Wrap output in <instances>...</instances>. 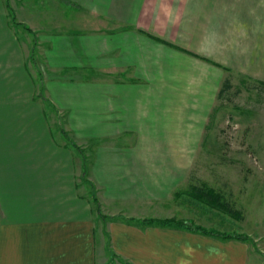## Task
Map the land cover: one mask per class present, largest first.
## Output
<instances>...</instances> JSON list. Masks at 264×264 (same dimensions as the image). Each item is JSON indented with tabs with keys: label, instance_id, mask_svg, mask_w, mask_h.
I'll return each instance as SVG.
<instances>
[{
	"label": "crops",
	"instance_id": "crops-1",
	"mask_svg": "<svg viewBox=\"0 0 264 264\" xmlns=\"http://www.w3.org/2000/svg\"><path fill=\"white\" fill-rule=\"evenodd\" d=\"M234 79L264 91V0H0V264H264L131 219L177 192Z\"/></svg>",
	"mask_w": 264,
	"mask_h": 264
},
{
	"label": "rangeland",
	"instance_id": "rangeland-1",
	"mask_svg": "<svg viewBox=\"0 0 264 264\" xmlns=\"http://www.w3.org/2000/svg\"><path fill=\"white\" fill-rule=\"evenodd\" d=\"M53 10L56 11L53 13L55 21L63 19V11H66L63 6L57 4ZM69 11L70 8L66 12ZM33 37L34 44L45 41L44 37L30 35L31 43ZM33 55L35 53L31 59ZM36 56L34 60H37ZM36 67L37 76L41 78L42 70L40 66ZM236 79L233 88L217 98L205 130L200 134L186 132L187 171L177 192L168 196L167 202H154L153 218L131 219L139 223L145 219L171 218L220 235H246L254 250L264 256V91L246 89V84L243 82L242 85ZM58 130L62 131L61 128ZM78 148L83 156L84 153L88 156L84 146ZM203 183L222 192L223 200L230 202L244 218H237L195 198L191 188ZM142 207L145 205L137 204L138 215L142 214ZM106 257L109 259L106 264H131L121 256L112 257L107 253Z\"/></svg>",
	"mask_w": 264,
	"mask_h": 264
},
{
	"label": "trees",
	"instance_id": "trees-1",
	"mask_svg": "<svg viewBox=\"0 0 264 264\" xmlns=\"http://www.w3.org/2000/svg\"><path fill=\"white\" fill-rule=\"evenodd\" d=\"M231 88H233V86L231 85L230 81H225L224 85H223V91H228ZM192 194L195 198L203 201L206 204H210L212 205L214 208L218 209V210H222L224 212L230 213L232 215H234L237 218H243L242 213H240V211L233 209V207L231 206V203L228 202L227 200L224 201L223 197L224 194L220 191H218L217 189L207 185L206 183H203L202 186L198 187V186H193L192 188ZM97 208H100V204L97 203ZM133 221V220H132ZM139 223H148V224H159V225H163V226H169V227H179V228H186L189 230H195L197 232H201L204 234H211V235H217L226 239L229 238H238L241 240H246L249 241L248 236L246 235H238V234H224V235H220L219 232H215V231H211L208 229H204L202 227H198V226H191L189 224H187L185 221H179L176 219H171V218H167V219H150V220H139Z\"/></svg>",
	"mask_w": 264,
	"mask_h": 264
}]
</instances>
